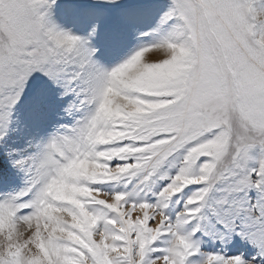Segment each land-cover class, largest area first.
I'll return each instance as SVG.
<instances>
[{
	"label": "snow or ice",
	"instance_id": "1",
	"mask_svg": "<svg viewBox=\"0 0 264 264\" xmlns=\"http://www.w3.org/2000/svg\"><path fill=\"white\" fill-rule=\"evenodd\" d=\"M0 264H264V0H0Z\"/></svg>",
	"mask_w": 264,
	"mask_h": 264
}]
</instances>
